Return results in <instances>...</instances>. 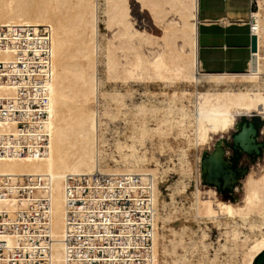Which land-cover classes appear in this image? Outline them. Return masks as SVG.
I'll use <instances>...</instances> for the list:
<instances>
[{
  "label": "bare ground",
  "instance_id": "obj_1",
  "mask_svg": "<svg viewBox=\"0 0 264 264\" xmlns=\"http://www.w3.org/2000/svg\"><path fill=\"white\" fill-rule=\"evenodd\" d=\"M132 2L149 14L161 34L150 31L154 26L149 30L135 25ZM162 2L167 4L166 16L161 13V0H0V24H45L49 29L48 147L38 157H1L0 174L42 176L46 181L54 238L51 264H63L65 176L88 174L97 168L152 176L157 206L154 264H195V257L203 264H255L264 253V155L257 169L245 174L238 202L214 200L211 195L206 198L198 185V176L204 171L205 175L210 163L220 157V145H215L200 169L194 171L197 183L189 207L196 218L218 223L224 219L225 237L218 249H224L228 258L221 259L217 249L213 256L207 254L204 228L199 226L200 234L190 235L186 225L177 229L168 225L178 218V206L174 191L169 192L170 201H165L159 189L169 169L177 168L181 176L193 172L190 146L202 153L212 135L238 127L239 117L259 116L264 121V0L256 1L251 14L256 68L250 62L242 73L198 71L196 0ZM100 23L105 32L100 31ZM178 83H187L192 89L173 88L164 92L168 96L163 101L126 100L133 94L134 84ZM237 83L242 86L234 87ZM253 133L252 123L244 125L237 139L250 142ZM169 135L182 143L177 147V160L169 158L172 166L162 163L154 147L147 146L148 140L156 138L161 149ZM184 180L171 188L184 191ZM166 228L171 235L163 232Z\"/></svg>",
  "mask_w": 264,
  "mask_h": 264
},
{
  "label": "built area",
  "instance_id": "obj_2",
  "mask_svg": "<svg viewBox=\"0 0 264 264\" xmlns=\"http://www.w3.org/2000/svg\"><path fill=\"white\" fill-rule=\"evenodd\" d=\"M49 44L45 24H0V158L46 152ZM50 210L42 176L0 174V264L52 263ZM64 210L63 264H154L150 174H68Z\"/></svg>",
  "mask_w": 264,
  "mask_h": 264
},
{
  "label": "rangeland",
  "instance_id": "obj_3",
  "mask_svg": "<svg viewBox=\"0 0 264 264\" xmlns=\"http://www.w3.org/2000/svg\"><path fill=\"white\" fill-rule=\"evenodd\" d=\"M131 7H132V12H133L132 14L135 17L136 22L138 23L137 24L138 27L147 26L148 29L150 30L154 25L153 23H151L150 17H148L149 14L145 10L144 11L139 10V7L137 3L135 2H132ZM149 24L151 27L149 26ZM100 31L105 32V28L102 23H100ZM150 31L156 34L158 33L161 34V29H159L158 31V29L155 28V26H154V29L152 28V30ZM106 85L105 87L109 88V85L108 84ZM156 85L157 84H150L149 86H145L143 84H134L133 85L134 89H132L133 94L131 96H126V100L128 101V103L138 102L142 99H147V98L155 99V100L158 99V101H163L164 97L168 96L166 94L170 93L173 88L192 89V86L189 84L187 85V83H178V84H175L174 86L172 85H167V86L157 85L156 86ZM238 85L242 86V83H237L236 85H234V87H237ZM145 87L147 88L145 89ZM160 90H161V93L159 92ZM238 123H239L238 127H234L230 129L228 132L223 133V135H220V134L212 135V137L209 140V143L203 146L202 153L200 152V150L198 151L197 149L195 150L194 149L195 147L193 146H190V148H188L189 150L188 157L193 166L192 171L197 172V169L199 170L202 165V161L205 158L209 157V155L211 154V152H213L215 147L217 145H220V147H222L220 157L214 159L210 163V168L209 170H207L206 174L204 175L205 173L204 171L202 172L201 175L198 176V185L202 190V196H205L206 198L211 195V198H213L214 200L216 198H219L222 200H235V202L240 201L241 196H242V181H243L245 174L252 169H257V166H258L257 163L260 161V159L264 155V130H263L264 121L259 116H252V117L244 116V117H239ZM251 123L254 128V133L251 134L253 140H251L250 142L241 143V141L237 139V135L240 133L244 125H250ZM169 139H172L173 141ZM174 139L175 138L172 135H169L166 139L162 141V143L165 146H163L161 149L159 148L160 140L156 138L153 140H148L147 146L154 147L153 150L154 151L156 150L154 152L155 156L158 157L162 163L170 164L172 163L170 159L172 160L173 158V160L175 161L177 160V152H178L177 147L179 145L180 146L182 145V143L179 140L177 139L174 140ZM166 142H168L169 144L171 143L172 145H169ZM175 143H176V146H175ZM167 146L168 147L170 146V150H168L169 148ZM164 147L166 150L164 149ZM173 148H176L174 149L175 151L173 150ZM197 154H199V159H197ZM172 165L173 164H170V166ZM174 168L169 169L164 174V176H167V177L165 178L163 176V180L159 182V189L161 191L160 197H162L161 199L165 201H170L169 199L170 193L174 191V196L176 199L175 202L178 206V212H179L178 218L179 219L174 218L173 223H169L168 225L174 226L175 229H177L181 225H186L187 227L186 233L190 235L192 232L200 234V227L204 228L207 233L206 235V242L208 243L207 254L211 257L214 255L215 249H217L218 253L220 254L219 256L221 259H224L225 257L228 258V255L224 249H218L221 244L220 242H224V237H225V234H224L225 228H223L225 227L224 219L223 218L220 219L218 223V222H212V221L205 220V219H199L193 216L192 210L190 209L189 205L193 201V192L195 190L194 184L196 186V183H197L196 176H195L196 173L191 172L190 175L181 176V174L179 173V170L177 168L176 169ZM203 169L204 167H202V170ZM179 178L185 179L184 181L186 182V188L184 191L177 192L172 188H174L177 182L180 180ZM186 197H188V199ZM163 232L166 235H171L170 230L167 228L164 229ZM197 260H198L197 257H195V259H193V262H196L195 264H203V263H200L199 261L197 262ZM167 262L171 263V259L168 258ZM255 264H264V253L256 259Z\"/></svg>",
  "mask_w": 264,
  "mask_h": 264
},
{
  "label": "crops",
  "instance_id": "obj_4",
  "mask_svg": "<svg viewBox=\"0 0 264 264\" xmlns=\"http://www.w3.org/2000/svg\"><path fill=\"white\" fill-rule=\"evenodd\" d=\"M256 1L196 0L195 54L199 71L242 73L248 70L252 54L249 24ZM165 8L167 4L161 0L164 16Z\"/></svg>",
  "mask_w": 264,
  "mask_h": 264
},
{
  "label": "water",
  "instance_id": "obj_5",
  "mask_svg": "<svg viewBox=\"0 0 264 264\" xmlns=\"http://www.w3.org/2000/svg\"><path fill=\"white\" fill-rule=\"evenodd\" d=\"M255 48H256V37L254 34H252L251 35V51H252V53L254 52ZM250 62H251V67L253 69H255L256 68V58L253 54H251V61Z\"/></svg>",
  "mask_w": 264,
  "mask_h": 264
}]
</instances>
